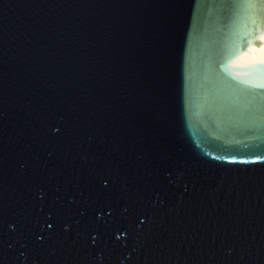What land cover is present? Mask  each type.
Segmentation results:
<instances>
[{
    "label": "water",
    "instance_id": "obj_1",
    "mask_svg": "<svg viewBox=\"0 0 264 264\" xmlns=\"http://www.w3.org/2000/svg\"><path fill=\"white\" fill-rule=\"evenodd\" d=\"M0 264H264V0H0Z\"/></svg>",
    "mask_w": 264,
    "mask_h": 264
}]
</instances>
